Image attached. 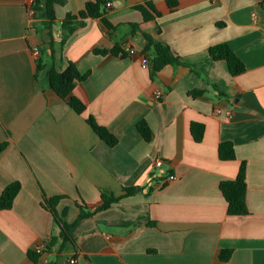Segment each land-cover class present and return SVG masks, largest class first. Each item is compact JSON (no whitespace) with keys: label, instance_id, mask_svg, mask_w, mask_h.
Returning <instances> with one entry per match:
<instances>
[{"label":"crops","instance_id":"1","mask_svg":"<svg viewBox=\"0 0 264 264\" xmlns=\"http://www.w3.org/2000/svg\"><path fill=\"white\" fill-rule=\"evenodd\" d=\"M62 1L50 30L43 19L31 20L25 0H0V145H8L0 196L21 186L12 207L0 211V264H264L261 0H178L174 11L166 0H105L112 36L98 18L65 40L62 21L91 0ZM148 2L162 16L144 22L134 7ZM144 34L168 45L181 64L153 77L142 63ZM222 43L244 63L243 74L209 57ZM116 45L128 56L94 52ZM70 63L86 76L72 93L83 113L50 87L49 70ZM89 118L118 143L101 140ZM141 121L151 129L149 142L137 130ZM193 123L205 128L200 143ZM224 142L233 144L235 160L219 158ZM242 163L249 214L230 216L219 186L235 180ZM127 188L141 192L99 210L103 194L120 197ZM54 197H61L55 213L45 205ZM84 211L92 216L80 219ZM63 224L73 226L72 242L60 253L50 241ZM223 251L231 252L228 261Z\"/></svg>","mask_w":264,"mask_h":264},{"label":"trees","instance_id":"2","mask_svg":"<svg viewBox=\"0 0 264 264\" xmlns=\"http://www.w3.org/2000/svg\"><path fill=\"white\" fill-rule=\"evenodd\" d=\"M169 10L174 11L178 7V0H166ZM264 4V0H261ZM62 0H36L34 9L36 12V18L43 19L48 29H52L56 23L55 8L58 5H62ZM143 16L144 22L154 21L161 17L162 14L156 9L155 5L151 2L137 5L134 7ZM106 15V1L105 0H91L89 1L84 10L78 14H68L62 21L61 28L64 33V40L67 36L72 35L76 29L82 26L87 19L102 18L109 33L115 31V27L105 18ZM133 34L136 33L139 27L132 25ZM160 31V30H159ZM147 41L145 46V58L149 61L151 67V73L155 77L163 68L169 65H180V58L174 54L171 48L159 41H156L153 37L144 34ZM97 54L106 55L114 54L120 57H127L128 54L120 46L116 45L111 50H95ZM209 57L214 61H225L228 65L229 71L233 76H239L246 70L244 63L241 59L231 50L226 44H218L209 49ZM39 68L42 66L39 65ZM51 89L62 99L67 100L71 109L77 113H83L85 110L84 105L75 97L72 96L75 84L77 81L81 82L86 79V76H81L74 64L70 63L64 71H58L52 68L48 72ZM193 95H200L201 92L193 91ZM89 126L93 131L109 146L114 147L118 140L112 135L107 128L98 125L93 118L87 120ZM137 130L146 142L152 140V132L145 121H141L137 124ZM205 128L202 124L193 123L191 126V133L195 142L200 143L203 140ZM7 143L0 145V156L7 148ZM219 158L222 161H233L236 159L235 149L231 142H224L219 146ZM20 184L14 183L7 187L3 194L0 196V211L8 210L12 207L14 199L20 191ZM220 191L227 202V212L230 216H246L249 214L246 204L247 194V182H246V164L242 163L239 174L235 180L222 181L220 183ZM141 192L139 188H127L123 196L115 197L114 195L103 194V205L99 208L100 211L106 210L111 207L112 204L118 203L121 200L135 196ZM61 197H54L45 201L47 209L52 210L54 213L55 208ZM92 216V213L85 212L80 215V219L88 218ZM72 225L63 224V230L60 237H53L50 241V247H58L61 253L68 242H72L70 237V231ZM230 251H223L220 255L223 261H228L230 258Z\"/></svg>","mask_w":264,"mask_h":264},{"label":"built area","instance_id":"3","mask_svg":"<svg viewBox=\"0 0 264 264\" xmlns=\"http://www.w3.org/2000/svg\"><path fill=\"white\" fill-rule=\"evenodd\" d=\"M35 1L36 0H25L26 7H27V13H28L29 17L31 18V20L36 19V12H35V9H34ZM106 7L110 8L111 7V3H107ZM129 54H133V51L132 50L129 51ZM33 55L35 57L40 56V51L37 48L34 49L33 50ZM142 63H143V67L144 68H149L150 67V63H149V61L146 58L143 60ZM155 98L157 100H159L161 98V93L157 92L156 95H155ZM162 165H163V161L160 160V161L156 162V166L157 167H161ZM174 179H175L174 176L169 177V180H174ZM34 251L37 254H43V247L42 246L35 247ZM72 263H74V262H72Z\"/></svg>","mask_w":264,"mask_h":264},{"label":"water","instance_id":"4","mask_svg":"<svg viewBox=\"0 0 264 264\" xmlns=\"http://www.w3.org/2000/svg\"><path fill=\"white\" fill-rule=\"evenodd\" d=\"M62 263H63V261H62V259H60L59 262H58V264H62Z\"/></svg>","mask_w":264,"mask_h":264}]
</instances>
